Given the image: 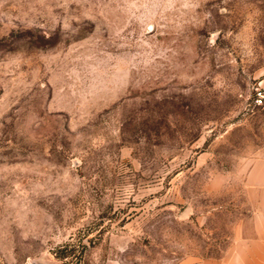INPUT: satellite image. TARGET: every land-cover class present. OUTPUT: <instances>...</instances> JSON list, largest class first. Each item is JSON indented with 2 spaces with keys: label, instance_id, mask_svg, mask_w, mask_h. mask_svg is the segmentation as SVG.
I'll list each match as a JSON object with an SVG mask.
<instances>
[{
  "label": "rangeland",
  "instance_id": "1",
  "mask_svg": "<svg viewBox=\"0 0 264 264\" xmlns=\"http://www.w3.org/2000/svg\"><path fill=\"white\" fill-rule=\"evenodd\" d=\"M263 81L264 0H0V264H241Z\"/></svg>",
  "mask_w": 264,
  "mask_h": 264
},
{
  "label": "crops",
  "instance_id": "2",
  "mask_svg": "<svg viewBox=\"0 0 264 264\" xmlns=\"http://www.w3.org/2000/svg\"><path fill=\"white\" fill-rule=\"evenodd\" d=\"M250 180L256 185V210L249 246L241 249L237 261L241 264H264V167L251 169Z\"/></svg>",
  "mask_w": 264,
  "mask_h": 264
},
{
  "label": "built area",
  "instance_id": "3",
  "mask_svg": "<svg viewBox=\"0 0 264 264\" xmlns=\"http://www.w3.org/2000/svg\"><path fill=\"white\" fill-rule=\"evenodd\" d=\"M249 104L255 109H264V81L255 84L249 94Z\"/></svg>",
  "mask_w": 264,
  "mask_h": 264
}]
</instances>
